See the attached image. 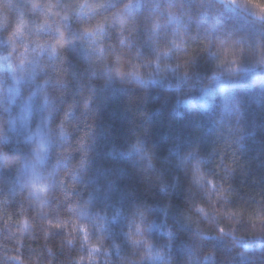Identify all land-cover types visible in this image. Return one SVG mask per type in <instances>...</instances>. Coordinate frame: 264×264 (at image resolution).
I'll return each mask as SVG.
<instances>
[{
    "label": "clouds",
    "instance_id": "clouds-1",
    "mask_svg": "<svg viewBox=\"0 0 264 264\" xmlns=\"http://www.w3.org/2000/svg\"><path fill=\"white\" fill-rule=\"evenodd\" d=\"M64 253L264 264V0H0V264Z\"/></svg>",
    "mask_w": 264,
    "mask_h": 264
},
{
    "label": "trees",
    "instance_id": "trees-1",
    "mask_svg": "<svg viewBox=\"0 0 264 264\" xmlns=\"http://www.w3.org/2000/svg\"><path fill=\"white\" fill-rule=\"evenodd\" d=\"M118 106H122V101H121V100H116V101H114L112 104H110L109 109L106 110L105 113H104V116H105V119H106V120H108V119L111 118L110 115H109L110 112H111L113 109H116ZM149 107H154V105L150 103V104H149ZM127 118H130V116H129V117H125V118H121L120 115H119V112L117 111V115H116V117H115V120H116V126H117V133L123 130V127H124V124H125V120H126ZM163 130H164V129H163L162 127H159V126H158L157 128H155V129L153 130V134L156 135L157 133H162ZM134 179H135V178L133 177V180H134ZM66 255H67V253L60 254V255L58 256V259H59V260H63V261H64V264H67V261H66V259H65V256H66Z\"/></svg>",
    "mask_w": 264,
    "mask_h": 264
}]
</instances>
